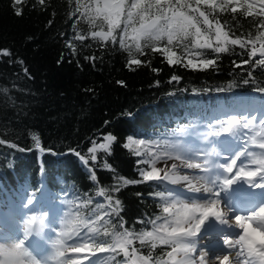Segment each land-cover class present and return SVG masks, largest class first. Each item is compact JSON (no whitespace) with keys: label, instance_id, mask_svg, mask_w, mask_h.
Listing matches in <instances>:
<instances>
[{"label":"trees","instance_id":"1","mask_svg":"<svg viewBox=\"0 0 264 264\" xmlns=\"http://www.w3.org/2000/svg\"><path fill=\"white\" fill-rule=\"evenodd\" d=\"M98 1L44 0L41 4L22 0L16 4L15 0H0V140L4 141L0 144V212L11 209L12 203L20 204L29 194L43 192L51 199L68 195L75 208L72 221L81 227L87 224L90 253L97 245L112 243V236L105 232L127 230L139 236L162 220L172 219L168 228L174 227L173 213L182 214L171 208L164 212L170 199L159 182L142 181L140 170L150 169L154 153L143 150L145 155L137 156L136 145L123 147L128 137L143 138L162 153L160 147L179 130L202 123L220 104L235 107L244 101L264 106V92L259 91L264 88V65L256 63L258 51L249 59L252 43L244 48L229 45V52L219 54L197 49L201 55L194 62L216 60V65L203 71L186 67L182 45H167L165 40L154 44L175 52L179 63L168 65L143 40L142 52L133 46L130 57L129 45L120 46L123 23L114 33L115 43L91 36L108 30L107 22L97 15ZM190 2L195 6V0ZM200 7L205 10L206 6ZM18 10L22 15L15 14ZM243 12L217 10L213 15L231 37L252 41L258 50L264 40L257 37L264 28L257 25L264 17ZM77 35L86 39L77 40ZM5 49L9 56L2 54ZM86 56L95 59L86 60ZM133 57L142 63L129 66ZM173 75L178 82L171 80ZM109 133L117 137L111 154L98 147ZM93 141L95 162L88 151ZM125 179L141 182L124 184ZM117 187L118 192L114 191ZM109 196L113 204L120 200L119 215L111 213ZM93 227L99 231H90ZM132 244L127 258L120 249L103 252L104 264L129 263L133 249L147 264H171L179 252L169 257L172 245L161 240Z\"/></svg>","mask_w":264,"mask_h":264},{"label":"snow or ice","instance_id":"2","mask_svg":"<svg viewBox=\"0 0 264 264\" xmlns=\"http://www.w3.org/2000/svg\"><path fill=\"white\" fill-rule=\"evenodd\" d=\"M43 4L44 0H39ZM16 4H21L22 0H15ZM201 5L206 6L205 10L201 9ZM243 9V14L249 17L259 16L264 17V0H195V6L190 2V0H131L130 3L127 0H106L103 6L97 5V15L102 16L103 20L107 22L108 30L107 32H92L91 36L93 38L100 37L101 39L107 41L111 39L114 43L116 41L115 31L120 28L121 23L124 27L120 36V46L124 47V38L129 35V29H131V41L132 45H129L128 52L129 56H132V47L134 46L137 52H142L141 41H144V46H151L154 52H159L162 56L166 58L168 65H174L179 63L178 59H174L176 56L175 52H172L167 47H156L154 42L160 41L166 37L167 45H172L174 39L187 40L189 37L192 38V47L195 49H212L215 53H226L229 52V45H239L241 48L246 47L247 43H252V51L250 52L249 59L259 53L260 59L256 61L257 64L264 65V42H261L259 49L257 50L255 43L252 41H244L239 37L233 38L230 36L229 31L225 30V25H222L219 19L216 18L213 13L217 10L231 11L235 14L238 10ZM208 10H211L209 12ZM17 16L22 15L21 11H16ZM211 17V18H210ZM51 23V21L49 22ZM138 24V26H137ZM258 28H264V19H261L257 25ZM258 39L264 40V33L261 34ZM75 39L83 41L86 39L85 36L77 35ZM71 47V44H69ZM4 56H9L8 50H3ZM200 56L201 53H197ZM86 60H94L95 57H85ZM59 63V61H58ZM141 60L135 59L134 57L129 60V66L131 64L140 65ZM235 63V61L233 62ZM247 63V61H245ZM216 65L215 59H200L193 61V59H188L187 66H190L193 70L203 71L211 66ZM239 67V65H237ZM154 71H158L155 70ZM27 73V69H25ZM252 73L249 72V76ZM172 81H179V78L175 75L171 77ZM123 84L122 81L118 82ZM157 83H159L157 81ZM244 83H248L247 80ZM231 87V86H230ZM217 91H222V89H217ZM259 91L264 92V88L259 89ZM131 118V114H129ZM256 117L252 116L251 119L244 117L243 121H238L235 116L227 121L228 127H224V132H231L234 126H240L245 129L250 128L252 123L255 121ZM261 126L264 127V120L261 121ZM233 135L235 133L233 132ZM262 136V139L258 142V147L264 150V133H258ZM104 141L107 143L99 144L100 149L109 151L112 142L116 141L117 137L111 133L103 137ZM128 143L124 144L123 147L127 148L129 144L143 145L146 143L145 139L133 137H128ZM4 141L0 140V144ZM158 143V141H157ZM256 143V141H254ZM93 146L88 149L91 155V160L95 162L97 160L94 154L97 149L95 141L92 142ZM39 147V142H37ZM15 147V145H13ZM169 148L176 151V155L173 156L172 152H165L164 155L168 158L179 159L182 164L186 165L188 169H200L205 175L200 176L199 179L204 181L205 184H211V188H206L207 193L215 196V199L205 198L204 206H200L195 202V198L191 205L183 203L182 209L180 210L182 214L177 215L173 213L175 219L173 220L174 227L170 231H165L162 236H154L152 232H146L139 234L141 242H143L145 237L159 238L162 243L171 244L172 251L168 253L169 257L173 256L175 252H182L183 259L179 261H173V264H207V250H201L198 257L193 256L197 250V237L201 233L202 227L205 225L206 221L210 217H215V219L221 225H229L228 213L234 211L231 207V201H229V206L226 211L222 214L220 211L216 210V206L221 203L219 200L220 192L213 191L214 188L218 187V182L222 183L223 189L226 190L230 188L234 183L239 180L245 179V182L252 188L264 189V152H262L258 158L253 162L259 165L258 170H246V166L241 164L237 166V161L241 156L244 155L246 149L237 151L234 155L230 157H222L228 160V162L221 163L218 159H213V152L206 150H185L179 145H169ZM23 151L24 149H20ZM75 153L85 164H88V160L85 159L79 152L74 149L70 150ZM182 153V154H180ZM109 154L110 151H109ZM139 156L141 153L136 152ZM217 156L222 154L216 153ZM251 155V154H250ZM194 157H198L194 159ZM156 157L149 161L153 166L151 170H140V176L142 181H158L160 179L170 180L171 183H176L177 179H182L187 181L189 188L193 192H199L200 189L192 185V180L188 175L177 176L175 172L169 174L165 172L164 177L160 176V169L155 167ZM144 161H138V163H143ZM176 165H172V169H176ZM235 169V172H234ZM218 170H222L224 175L218 174ZM259 172V182L254 181V177H257ZM96 179L95 176L92 177ZM141 181H129L125 179L124 184L138 183ZM120 189L117 187L114 191L118 192ZM104 194V189H101V195ZM141 195V194H138ZM171 195V193H170ZM111 213L119 215L122 211L119 199H116L114 204L112 202L113 198L111 196L107 197ZM27 203L30 205L33 203L32 200H28ZM175 203L165 206L164 212L168 213L170 208H174ZM110 213H105L109 215ZM35 220V217L32 218ZM99 219V218H98ZM236 225H238L240 233L237 238H232L228 236L223 237V245L228 249L236 248L239 245V250L236 251L235 255L237 258L243 256V259L239 261V264H264V206H259L246 215L237 214L234 216ZM95 224L96 221H92ZM105 223H109L105 221ZM87 226V224H86ZM124 222L121 218L120 227L123 228ZM92 232H98V228H90ZM27 234V233H26ZM61 239H57L54 242L53 247L56 249V255L62 256L65 249L63 248V237L68 234L65 231L58 233ZM104 235L112 236V243L104 246L103 244L97 245L96 248L92 249L93 254L98 249L99 252H114L116 249H120L124 252L127 258L128 246L133 243V239L136 237L127 230L122 232L113 231L112 233L105 232ZM3 245V244H0ZM24 241L21 240L10 247L0 246V264H38V262L31 257L27 249L23 247ZM87 248V242L84 244H77L72 247L74 253H80ZM135 254V249H133V255ZM229 254H225L220 257V264H230ZM147 264V261L143 257H137L132 261V264ZM61 264H80L79 259H73L70 262H61Z\"/></svg>","mask_w":264,"mask_h":264},{"label":"rangeland","instance_id":"3","mask_svg":"<svg viewBox=\"0 0 264 264\" xmlns=\"http://www.w3.org/2000/svg\"><path fill=\"white\" fill-rule=\"evenodd\" d=\"M98 2H99L98 5L102 7L103 4L106 2V0H99ZM109 2H110V0H109ZM162 40H165L167 42L166 37ZM191 40H192L191 37H189L187 40L174 39L173 43H176L177 45H182L180 47V49H182V52L184 53L186 58L190 59L189 57H193L191 59L194 60V59H197L199 57L196 55L197 49L192 47ZM124 42L126 45H130L133 43L131 41V29H129V35L124 38ZM253 105L254 106H262L260 104H253ZM237 106H238L237 110L239 112L243 111V113H244L243 119L245 116L248 117L249 119H251L252 116L249 117L247 114H245L246 109L248 107V104L240 107L239 104L237 103ZM217 107L218 108H215L211 111L212 116L216 115L215 121L212 125L202 126L200 129L198 127H195V126L194 127H184L183 129L178 131V133L175 135L173 141L168 140L167 142H165V144H163L160 147V151L163 154L158 153L157 152V151H159L158 149L153 147V145L147 144V143H145L143 145H136L139 148V152L143 153V150H144V153L146 152L145 154L154 153V156L151 155L152 156L151 160L156 158V157H159V159L156 160L155 167L157 169L161 170L160 176L162 178L164 177L165 172H168L169 174H171L172 172H175L177 176L188 175L189 178L192 180V182H194V184H192V185L195 187L196 186L195 181H197L200 176H203L205 174L200 169H195V168L194 169H188L186 167V165L182 164L181 160L175 159V158L170 159L167 156H165L164 153L171 151L173 156H175L177 154L175 150L168 147L169 145H179L182 149L189 150V151H191V150H206V151H212V152L217 151V147L212 146V144H210V140L215 138L216 141H224V138L227 136L228 132H224L223 128L228 127L227 121L232 118L231 114L229 113L231 111L228 110L229 108L225 107L224 104H220ZM253 116H255L256 119L252 123L250 128H248V129L243 128V131L241 130L239 132V134L246 135L247 138H250L251 136H257V137L261 138L262 136L258 135V133H261L260 130H262V128H263L261 126V121L264 118V109H261V111L258 114V117H257V114H255V115L253 114ZM221 120H226V121L223 123H220ZM251 129L254 130L255 132L251 131ZM244 130L247 131L246 134L244 133ZM210 131H213V134H210L209 133ZM263 132H264V130H263ZM253 139L256 142H259V140L257 138H253ZM233 140L235 141V139H233ZM195 141H198V142L195 143ZM101 143H105V141H102ZM257 145H258V143H257ZM144 153H143V155H145ZM180 154H182V153H180ZM213 157H214V153H213ZM196 158H198V157H194V159H196ZM149 164H150V162H149ZM173 164H175L177 166L176 169H172ZM244 165L246 166L247 164H244ZM152 166L153 165L151 164L149 170H151ZM255 170H258V169H255ZM218 173H220V172H218ZM254 181L259 182V179H254ZM157 182H159L162 185L163 189L168 192L167 197H168V199H170V205L175 203V207L171 208V209H175L177 211L182 209L181 201H183V203L191 205L193 203L194 198H195L196 203L197 202L205 203V198H210V196L209 197H198V196L192 195L190 193L192 191L189 188V184L187 185V182L182 180V179H177V182L174 184L171 183L170 180H164V179H160ZM222 189H223L222 183L218 182V187L214 188L213 191L214 192L215 191L220 192L219 200H221L222 207L224 209H226V206L224 204V192ZM170 193H171V195H170ZM36 198L33 201L32 205H29L28 203H25L24 201H22V206H20L16 212L8 214V217H10V219L13 223V225L9 224V227L13 230V233L11 235V238H9L7 240L6 239H3V240L0 239V241H3V243H0L3 245H0V246L10 247L11 245L25 239V237L27 238V236L33 232L32 230L35 226L39 227V230L44 232L45 229H49V225H50L51 221L53 223H55V221H57V219H56L57 215L53 214L55 212V209L49 208V206H48L49 202L46 198V195H43L42 197L37 198V199ZM215 198L216 197L213 196L212 199H215ZM56 206H57V203H55V207ZM49 209H52V214L39 213V212L49 211ZM57 209H58L57 211H60L61 210L60 206ZM67 209H70V208H67ZM32 212H36V213L30 214ZM67 212H69V210H67ZM27 213H29L30 215H28L26 217V219L24 220L23 217ZM71 213H72V211L70 212V215H67L65 213L67 215V217H64V218H66V221H61L60 225L56 227V229H58L56 231V235H58V233L61 231H65L68 234L66 237L62 238L63 239V248L65 249V252H63V254L64 253L67 254V258L63 262H70L73 259H79L80 264H96V262L98 260H100V258L99 259L98 258L92 259L91 257L89 258L88 256H85L86 254H89V251L87 249L80 252V253H77L78 255H75V256H72V254H70V251L72 250L73 246H75L77 244H84L88 241V238H89V234L85 230H84L85 232L80 233V229L82 227L78 226V224L75 223V221L71 220L73 217ZM247 213H249V211L245 212V215ZM235 215H237V214L232 212L231 216L229 218L232 219V218H234ZM33 217H35V220L32 219ZM171 220L172 219L159 221L156 224L154 230H150L149 232H152L154 234V236L164 235L166 230L167 231L171 230V228H168L170 226L169 224H170ZM4 224H5V221H4V223H2V222L0 223V236H4L5 233H7V236H9V232H5ZM39 225H44V226H39ZM53 225H56V224H53ZM54 229H55V227H53V230ZM239 233H240V230L234 231L233 233H229L228 237L237 238ZM221 234L222 233L218 229H216L212 225L210 226L209 222L206 221L205 225L202 227L201 233L198 234V237H197V250L193 254L194 258L199 256V253L201 250H207V254H208L207 258H206L207 264H220L219 258L225 254H228V252H227L228 250L223 245V242H221L219 239H217ZM56 235L53 237L54 241L52 239V236L48 237V240H50L53 245L57 239H61V237H59V235H58V238H56L57 237ZM79 235L86 236L85 241L77 242L80 239ZM134 237H136V238L133 239V242H135V240H136L137 243H143L145 241H149V240H153V239L154 240H160L159 238L145 237L143 242H141L139 236H134ZM131 246H133V244H131ZM237 248L239 249V245H237ZM54 254L56 255V249L54 250ZM83 254H84V256H81ZM81 257H84V258H81ZM63 258H64V256H63ZM85 258H88V260L84 261ZM136 258H137V256L134 254L130 258L129 263H127V264H132V261ZM181 259H183V253L179 251L176 254L175 259L173 261H179ZM242 259H243V256H241L239 258V261ZM173 261H172V264H173ZM103 262L104 261H101L100 263H97V264H102ZM26 264H27V261H26Z\"/></svg>","mask_w":264,"mask_h":264},{"label":"bare ground","instance_id":"4","mask_svg":"<svg viewBox=\"0 0 264 264\" xmlns=\"http://www.w3.org/2000/svg\"><path fill=\"white\" fill-rule=\"evenodd\" d=\"M253 105V104H252ZM243 121V119H242ZM187 182V181H186ZM196 183V188H199L200 191L199 192H190L192 195L194 196H198V197H209V194L210 193H207L205 191L206 188H211L210 184H205L204 181L198 179L197 181H195ZM192 184H194V182H192ZM187 185H188V182H187ZM260 196L261 197H264V189H261V192H260ZM221 201V200H220ZM198 205H200L201 207L204 206L205 203H202V202H197ZM225 204V203H224ZM216 210L217 211H220L222 214L226 211V209H224L222 207V204L219 203L217 206H216ZM231 216V212L228 213V220H229V225H221L216 219L215 217H210L208 222L210 224V226H214L216 229H218L222 234L217 238L219 239L221 242H223V237L224 236H228L229 233H233L234 231H239V227L238 225H236L235 223V220L234 218H229ZM227 250L231 253L229 255V262L230 264H239V258L236 257L235 253L236 251H238L239 249L237 248H233V249H228ZM229 254V253H228ZM213 263V262H212Z\"/></svg>","mask_w":264,"mask_h":264}]
</instances>
